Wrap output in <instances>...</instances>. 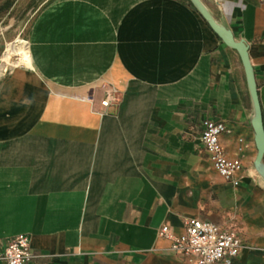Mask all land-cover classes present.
I'll use <instances>...</instances> for the list:
<instances>
[{
    "label": "crops",
    "instance_id": "1",
    "mask_svg": "<svg viewBox=\"0 0 264 264\" xmlns=\"http://www.w3.org/2000/svg\"><path fill=\"white\" fill-rule=\"evenodd\" d=\"M32 1L0 0V251L27 234L26 264H188L157 230L179 235L197 218L236 228L246 247L231 264H264V182L236 50L189 0ZM201 2L247 44L264 125V0ZM19 39L28 60L7 65ZM107 86L116 100L100 114ZM206 118L229 130L237 185L203 148Z\"/></svg>",
    "mask_w": 264,
    "mask_h": 264
},
{
    "label": "built area",
    "instance_id": "2",
    "mask_svg": "<svg viewBox=\"0 0 264 264\" xmlns=\"http://www.w3.org/2000/svg\"><path fill=\"white\" fill-rule=\"evenodd\" d=\"M263 1V0H260ZM117 90L113 86L104 88L95 110L107 113V108L116 100ZM222 121L204 119L201 123L200 140L216 172L226 181L238 184L237 176L242 171L239 159L228 158L222 148L220 137L228 132ZM183 232L174 234L166 225L157 230V237L168 242V249L188 264H231L239 252L246 247L236 228L220 226L197 218L184 220ZM34 257L27 234H18L6 241L0 251L3 264H26Z\"/></svg>",
    "mask_w": 264,
    "mask_h": 264
},
{
    "label": "water",
    "instance_id": "3",
    "mask_svg": "<svg viewBox=\"0 0 264 264\" xmlns=\"http://www.w3.org/2000/svg\"><path fill=\"white\" fill-rule=\"evenodd\" d=\"M194 8L199 12L206 21L211 30L220 38V40L228 47L236 50L242 62L248 93L253 107V117L251 120L255 135V144L257 149L254 167L264 182V125L262 119L261 107L256 89L253 68L248 56V46L243 40H236L230 29L222 23L216 21L201 0H189Z\"/></svg>",
    "mask_w": 264,
    "mask_h": 264
},
{
    "label": "bare ground",
    "instance_id": "4",
    "mask_svg": "<svg viewBox=\"0 0 264 264\" xmlns=\"http://www.w3.org/2000/svg\"><path fill=\"white\" fill-rule=\"evenodd\" d=\"M27 48L25 45V41L19 39L17 40V42L12 43L8 46L6 53L4 54L3 57L1 56V58H3V62L6 63L7 65L16 66L19 63H26L28 60Z\"/></svg>",
    "mask_w": 264,
    "mask_h": 264
},
{
    "label": "rangeland",
    "instance_id": "5",
    "mask_svg": "<svg viewBox=\"0 0 264 264\" xmlns=\"http://www.w3.org/2000/svg\"><path fill=\"white\" fill-rule=\"evenodd\" d=\"M42 0H33L32 1V7H36L38 4H40Z\"/></svg>",
    "mask_w": 264,
    "mask_h": 264
}]
</instances>
